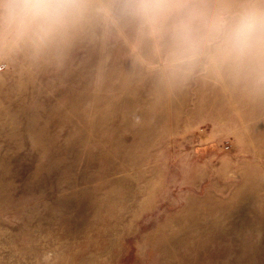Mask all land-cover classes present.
Listing matches in <instances>:
<instances>
[{
    "label": "rangeland",
    "instance_id": "374dc122",
    "mask_svg": "<svg viewBox=\"0 0 264 264\" xmlns=\"http://www.w3.org/2000/svg\"><path fill=\"white\" fill-rule=\"evenodd\" d=\"M0 0V264H264V47L177 62V25L264 0H70L17 41Z\"/></svg>",
    "mask_w": 264,
    "mask_h": 264
},
{
    "label": "clouds",
    "instance_id": "9594fccd",
    "mask_svg": "<svg viewBox=\"0 0 264 264\" xmlns=\"http://www.w3.org/2000/svg\"><path fill=\"white\" fill-rule=\"evenodd\" d=\"M70 0H11L4 16L10 34L17 40L40 37L72 11ZM168 11L164 0H139L135 15L154 24ZM177 62L189 53L214 51L224 58L241 59L264 47V7L250 6L235 12L204 14L194 27L181 21L175 33Z\"/></svg>",
    "mask_w": 264,
    "mask_h": 264
}]
</instances>
